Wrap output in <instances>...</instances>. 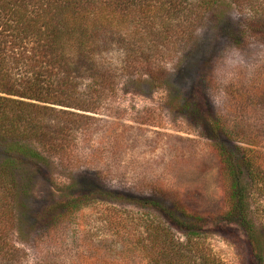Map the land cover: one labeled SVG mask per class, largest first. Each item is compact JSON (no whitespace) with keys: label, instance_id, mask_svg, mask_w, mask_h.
<instances>
[{"label":"rangeland","instance_id":"374dc122","mask_svg":"<svg viewBox=\"0 0 264 264\" xmlns=\"http://www.w3.org/2000/svg\"><path fill=\"white\" fill-rule=\"evenodd\" d=\"M240 15L230 0L207 13L194 39L167 62L162 85L145 75L120 77L110 106L93 115L86 139L78 140L74 164L53 155L27 158L11 233L27 254L26 264H159L158 243L165 239V246L181 245L185 264H203L193 257V245L213 261L256 264L225 230L182 233L137 201L165 194L164 207L173 197L195 213L217 212L226 188L214 141L235 143L253 158L244 197L262 235L264 264V96L259 106L238 99L239 88L264 82V42L234 43ZM104 55L107 65L120 68V50ZM216 120L222 123L218 132L211 125ZM8 146L0 143V159ZM70 198L78 203L72 212L56 223L44 217L56 199Z\"/></svg>","mask_w":264,"mask_h":264},{"label":"trees","instance_id":"16d2710c","mask_svg":"<svg viewBox=\"0 0 264 264\" xmlns=\"http://www.w3.org/2000/svg\"><path fill=\"white\" fill-rule=\"evenodd\" d=\"M221 1L0 0V143L9 145L0 159V264L27 262L25 250L15 245L11 234L25 192L19 176L27 158L46 160L53 155L74 164L78 140L86 139L93 115L110 106L119 78L145 75L153 85H162L167 62L188 46L207 13ZM230 2L241 14L234 43L264 42V0ZM113 47L122 52L119 69L104 60V52ZM238 90V99L262 105L261 79ZM211 125L214 132L222 129L218 120ZM230 132L225 133L233 141ZM231 144L233 148L221 141L212 144L226 188L217 212L195 213L173 197L164 207L165 194L137 201L154 207L182 233L225 230L248 262L260 264L262 235L244 197L253 158ZM77 204L75 198L56 199L44 217L56 223ZM164 241L158 243L159 264H185L181 245L165 246ZM191 249L203 264H223L203 255L200 246Z\"/></svg>","mask_w":264,"mask_h":264}]
</instances>
